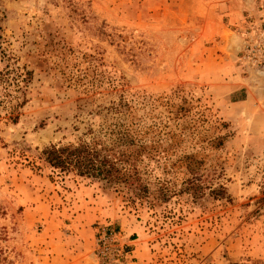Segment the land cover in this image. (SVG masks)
<instances>
[{"label": "rangeland", "instance_id": "obj_1", "mask_svg": "<svg viewBox=\"0 0 264 264\" xmlns=\"http://www.w3.org/2000/svg\"><path fill=\"white\" fill-rule=\"evenodd\" d=\"M259 1L219 49L211 26L184 22L186 0H0V264H101L106 226L127 253L109 264H264V73L250 52L264 24ZM115 117L147 133L144 145L124 146L134 156L165 125L191 128L181 143L191 153L189 133L204 120L195 148L204 164L190 173L133 157L121 166L136 193H116L42 161L44 148ZM190 181L203 190H187ZM84 243L92 251L70 258Z\"/></svg>", "mask_w": 264, "mask_h": 264}, {"label": "trees", "instance_id": "obj_2", "mask_svg": "<svg viewBox=\"0 0 264 264\" xmlns=\"http://www.w3.org/2000/svg\"><path fill=\"white\" fill-rule=\"evenodd\" d=\"M26 74V80H28L29 76L31 77V73L27 72ZM118 106H113L109 109L110 114H120L123 105ZM186 112V108H178L175 119H179V116H182ZM203 116L201 114L200 118H203ZM12 121L16 123L17 117ZM196 122H198L197 128L193 127L194 132L189 133L194 141L191 153L181 151V143L185 140V132L191 128L183 126L179 134H175L173 131H166L167 126L165 125L163 126L164 128L156 131L151 136V150L144 152L145 150L142 148L134 156L132 148L124 146H134L140 142L144 145L147 142V133L142 135V130L133 129L137 125L134 121L127 123L124 117H115L114 121L108 120L98 125L92 124L90 129L84 134L85 139H79L78 142L66 145H50L43 149L40 156L42 161L52 170V174L56 172L73 173L76 177L80 178L103 180L116 193H122L125 189L128 192L136 193L133 184H129V178L131 177L130 170L121 166L122 164H131L133 157H136L135 164L141 163V157H144L148 153L150 156L146 157V160L150 164H182L183 166L185 165V170L190 173L198 168V164H204V155H200L199 157L195 152L197 144L200 143V140H197L198 132L200 133L198 130L199 123H204V120L199 119ZM221 125L224 127V124ZM215 145H222L221 140ZM128 184V187L124 186ZM138 187V191H148L147 186ZM186 189L195 193L198 190H203V187L200 183L190 181ZM160 190H162V197L168 198V195H177V192L172 191L171 188L162 187ZM223 191L222 187L213 190V192L220 194ZM260 201H264V198H261ZM3 230V228H0V240L3 237ZM2 256L3 251L0 248V262H2Z\"/></svg>", "mask_w": 264, "mask_h": 264}, {"label": "crops", "instance_id": "obj_3", "mask_svg": "<svg viewBox=\"0 0 264 264\" xmlns=\"http://www.w3.org/2000/svg\"><path fill=\"white\" fill-rule=\"evenodd\" d=\"M259 0H189L187 2V15L185 16V23L198 25V26H211L214 29L215 47L219 49L225 44L224 36L226 34H235L238 32V28L243 27L245 18L250 15L256 16L259 14ZM183 19V20H184ZM182 20V21H183ZM207 34L201 36V40H206ZM216 50V49H215ZM220 57V55H218ZM249 86V85H248ZM249 88V87H248ZM248 96L250 90H247ZM136 240L129 241L132 247H136ZM64 244L57 242L54 247H58V252L54 253L55 257L59 260L60 250H65ZM92 244H81L80 248L76 246L75 249L69 248L70 258L75 255V260L79 261L92 251ZM67 251V250H65ZM138 252V249L132 251V254ZM61 259V256H60ZM60 261V260H59ZM84 263V262H83Z\"/></svg>", "mask_w": 264, "mask_h": 264}, {"label": "built area", "instance_id": "obj_4", "mask_svg": "<svg viewBox=\"0 0 264 264\" xmlns=\"http://www.w3.org/2000/svg\"><path fill=\"white\" fill-rule=\"evenodd\" d=\"M250 52L257 59L256 63L264 73V24L257 28V41L250 47ZM96 238V256L101 264H109L111 260L119 261L127 253L120 247L118 234L110 226L101 229Z\"/></svg>", "mask_w": 264, "mask_h": 264}]
</instances>
